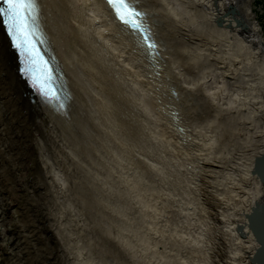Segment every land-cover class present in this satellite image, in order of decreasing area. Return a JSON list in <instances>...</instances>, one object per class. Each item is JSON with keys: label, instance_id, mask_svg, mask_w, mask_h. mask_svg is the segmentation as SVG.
<instances>
[{"label": "bare ground", "instance_id": "6f19581e", "mask_svg": "<svg viewBox=\"0 0 264 264\" xmlns=\"http://www.w3.org/2000/svg\"><path fill=\"white\" fill-rule=\"evenodd\" d=\"M252 2L135 0L158 41L159 54L153 55L135 30L117 19L106 0H37L41 26L63 72L61 84L70 96L65 114L28 95L25 98L17 61L0 26L2 191L13 187L30 193L23 182L34 180L32 192L40 191L43 184L46 191L58 192V181L115 176L106 147L117 146L115 139L123 134L132 137L134 145L147 142L155 99L163 108L161 113L175 121L183 141L194 144H198L193 138L197 127L185 130L187 125L179 123L186 103L194 102L190 108L197 106L204 113L234 116V110L240 113L241 140L247 139V146L257 148L249 156L242 151L227 177L231 187L240 188L243 194H238L239 206L217 210L222 225L214 227L221 232L224 245L218 248L226 251L228 247L219 255H227L228 261L216 263L250 264L247 256L255 246V233L248 230L241 237L236 224L247 220L257 198L264 199V185L251 173L254 155L264 149V33ZM232 6L237 13L230 11ZM215 74L229 77L231 81H226L235 85L229 98L225 99L226 89L216 84ZM134 159L149 170L147 159L137 155ZM210 193L221 206L229 205L223 192ZM8 205L19 210L17 201ZM2 225L0 264H18L9 256L10 236ZM48 230L58 241L54 231L59 233L60 227L53 231L50 224Z\"/></svg>", "mask_w": 264, "mask_h": 264}, {"label": "rangeland", "instance_id": "374dc122", "mask_svg": "<svg viewBox=\"0 0 264 264\" xmlns=\"http://www.w3.org/2000/svg\"><path fill=\"white\" fill-rule=\"evenodd\" d=\"M252 4L264 33V0ZM214 76L216 84L226 89L225 99L229 98L236 88L227 82L231 79ZM193 105L186 103V108H181L179 123L187 125L185 130L197 127L193 138L198 144L183 141L179 127L161 113L163 108L155 99L147 142L134 145V139L123 134L115 139L117 146L106 147L115 176L79 177L64 184L58 181V192L46 191L44 184L40 191L32 192L36 183L27 180L23 182L29 188L27 194L13 187L3 192L0 183V223L8 229L11 260L18 264L228 261L227 255H219L228 247L226 251L218 248L224 245L221 232L214 227L222 225L217 210L226 206L232 210L241 204L238 194L243 191L231 187L227 177L239 154L243 151L249 156L257 147L241 140L240 113H204L197 106L190 108ZM125 131L129 135L128 129ZM134 155L149 161L148 171ZM214 190L223 192L230 206L214 200L210 193ZM11 201L18 202L19 210L9 208ZM50 224L53 231L60 227L59 233L54 231L58 241L49 234Z\"/></svg>", "mask_w": 264, "mask_h": 264}, {"label": "snow or ice", "instance_id": "6c2138e0", "mask_svg": "<svg viewBox=\"0 0 264 264\" xmlns=\"http://www.w3.org/2000/svg\"><path fill=\"white\" fill-rule=\"evenodd\" d=\"M7 4V20L5 21L8 34L12 38L14 47L28 57L25 61L24 72L32 80L37 89L49 101L58 100V93L50 86V75H45L46 68L39 71L37 75V53L33 41L34 13L37 9V0H5ZM109 5L115 10L117 18L126 25L141 30L143 25L140 17L143 15L137 10L135 0H108ZM5 10L0 9V16ZM144 31H147L144 29ZM149 35L144 36L146 46L151 49L155 47L150 42Z\"/></svg>", "mask_w": 264, "mask_h": 264}, {"label": "water", "instance_id": "95a60500", "mask_svg": "<svg viewBox=\"0 0 264 264\" xmlns=\"http://www.w3.org/2000/svg\"><path fill=\"white\" fill-rule=\"evenodd\" d=\"M4 3H5L4 0H0V4H4ZM2 6H4V8L7 9V5H2ZM136 8L138 11L143 13V15L140 17V21L143 25V28L141 30H137L131 26L130 27L135 30V33L138 35V37L141 40V42L143 43V45H145L148 52L150 54H153V55H158L159 54L158 41H157L156 37L153 35V32H152L150 26L146 23V21L144 19L145 11L138 6H136ZM230 11L234 14L238 12L234 6H232V10H230ZM2 17L0 16L1 30L4 33V36L6 38V42L8 44L9 50L11 51V54L14 56L15 60L17 61V53L14 50V48L11 46V40H10L9 36L7 35V33L5 32V27H4V24L2 21ZM33 23L36 24L37 28L40 27L39 14L35 15V20ZM238 23L242 24V26H246V24L243 23V20H239ZM126 26H129V25H126ZM144 29H146L147 31H144ZM38 32L39 31L37 30L36 33H38ZM145 35H149L151 37L150 42L154 43L155 47L149 49L146 46V44L144 42V36ZM41 40H42V44H43V50L46 53V56L50 62V66H51L53 72L55 74L56 73L60 74V72H61L60 67L58 66V63H57V60H56L54 53L51 51V49L48 45L47 39L41 38ZM20 78L22 79V81L24 83L26 92L30 95V97L32 99H34L36 97V94L27 85L25 79L22 78L21 76H20ZM38 102L40 104H42L43 106H46V107L51 108L55 111L61 112L60 114H65V113H63L64 111L62 110V108L59 106V104L56 101H49V100L41 99L38 97ZM251 173L258 178L260 183H262L264 185V149L261 152L256 153L254 155V157L252 159ZM244 225L247 227V230L244 228ZM248 230L255 233L256 240L254 243L255 246L253 248V251L251 253H248L247 260L250 264H264V199H262V198H257L253 202V204L251 205L250 211L247 215V220L245 219V221H243V222L238 221L236 224V231L238 232V234L241 237H246Z\"/></svg>", "mask_w": 264, "mask_h": 264}]
</instances>
